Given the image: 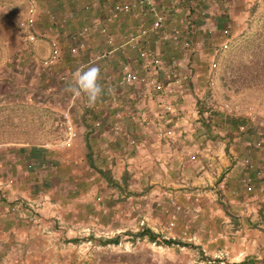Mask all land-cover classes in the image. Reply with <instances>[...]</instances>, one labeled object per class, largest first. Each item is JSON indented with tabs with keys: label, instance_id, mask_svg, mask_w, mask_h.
I'll return each instance as SVG.
<instances>
[{
	"label": "rangeland",
	"instance_id": "374dc122",
	"mask_svg": "<svg viewBox=\"0 0 264 264\" xmlns=\"http://www.w3.org/2000/svg\"><path fill=\"white\" fill-rule=\"evenodd\" d=\"M72 1L35 0V41H29L24 25L28 0H0V145L6 150L23 148L25 167L37 181L31 186L35 195L15 197L13 210L0 206L8 216L19 217L9 231H0V239L5 240L0 264H231L241 260L244 252L255 258V264H264V204H229L218 187L229 171L236 184L230 189L264 194L260 189L264 175L257 173L261 165L264 169V0H214L219 11L211 19L212 27L183 34L199 42L197 51L176 49L169 43L155 48L165 53L163 58H175L177 74L186 75L179 88L182 95L168 97L175 105L168 119L181 116L183 125H169L172 131L163 136L158 132H166L168 127L157 129L160 142L155 145H150L153 140L136 146L123 141L115 144L110 134L102 144L90 143L95 164L109 168L116 185L107 183L79 155L77 138L87 132L81 128L84 124L91 127V138L99 135L102 129L94 123L100 120L94 113L101 108L98 103L110 110L123 103L134 105L128 95L133 87L123 86L122 102L110 95L88 107L83 95L69 90L77 69L100 64L99 58L85 65V57L108 49L116 39L109 32L112 42L105 40L106 46L100 47L101 37L95 35L93 47L88 48L89 41L84 47L89 51L79 47L78 40L69 36L83 22V15H78L83 7L78 4L76 14ZM103 3L109 13L110 4ZM204 4L188 0L182 13L199 9L193 20L205 23L209 13L204 8L209 6ZM71 13L60 26L62 15ZM74 17L77 25L71 22ZM173 27L167 23V30ZM225 27L227 33H223ZM53 37L59 42L60 55L46 67L43 60ZM212 63L215 66L210 69ZM167 71V66H161L157 74L163 77ZM148 91L156 107L155 98L160 101V97ZM196 108L201 114L195 113ZM209 109L246 118L243 128L229 135L213 122L207 130L199 115L207 120ZM65 112L78 135L70 145L60 147ZM162 113L159 107V115ZM106 121L111 126L113 117L107 116ZM129 131L125 130L126 137L132 134ZM169 139L184 141L182 148H176L182 152L179 160L173 155L168 160L161 157ZM101 154L104 158L98 157ZM49 166H55L56 172L46 179L39 171ZM2 196L8 198L5 191ZM142 227L156 232L158 241L128 233ZM115 235L120 236L117 243L103 242ZM163 238L191 242L202 252L176 243L167 245Z\"/></svg>",
	"mask_w": 264,
	"mask_h": 264
},
{
	"label": "crops",
	"instance_id": "0c3cea01",
	"mask_svg": "<svg viewBox=\"0 0 264 264\" xmlns=\"http://www.w3.org/2000/svg\"><path fill=\"white\" fill-rule=\"evenodd\" d=\"M103 1L105 2L107 1L108 4L110 5L114 2V0H82V1L73 0L72 1V5H74L73 8L75 9L76 14H77V10L78 12H80V10L77 9L76 6H78V4L80 5L82 4L81 7H83L81 10L82 13H78V15L82 14L84 19H83V22L78 26V28L82 26L83 24H86V22L91 23L93 20H95L96 17L100 18V16L107 15L106 7H105V5L107 4H104ZM153 1L156 3L158 9L164 11V13L167 15L165 16L168 17V19L166 18L165 29L167 30V23H168L170 27L174 26L173 28H180L181 29L180 31L185 32V33L188 32L186 30V27H191L192 31H197L198 29H210L212 27L211 19L212 17L217 15L219 11V10L217 11V8H214L216 7L214 0H202L204 1L205 4L207 3L209 6L208 8L206 7L204 9L206 12L208 11L209 13L208 16L210 17L206 16V19L208 18V20L205 23L203 21H200V19L198 18H196V21H195L193 19L196 17V15H198L199 9L196 11V13H194V11L191 10L190 16L188 17L191 20V22L187 23L181 20L186 12L182 13L183 10H181L179 7H176L174 9L175 10L174 12H170V13L166 12V8L164 7L163 2L170 1V0H153ZM171 2L177 3L178 0H172ZM59 14H62V12H60ZM175 15L179 17V19H172V16H175ZM176 20L178 22L174 23V21ZM72 21L73 23L76 24L75 17L71 20V22ZM151 22H152V15L150 13H148L142 19H138V17L135 16L134 14H118L114 16L113 21L108 24V32L110 33L112 32V34H114L116 39L113 42V44H110V47L107 45L108 49L102 50V52L105 50L109 51V55H107L108 57L104 58V60L101 58L100 59L101 61L99 62L100 64L97 63L98 64L97 67L100 69V72L104 75L102 78L99 77V82H101V86H102V94L100 97H98L97 102H102L104 98L106 97L109 98L110 95H112V100H115V98H118V100L122 102L124 100L123 99L124 95L121 94L120 91L124 90L125 87L129 89L133 87V90L128 92V95L129 97L132 98L130 101L134 105L128 106L126 103H123V104H120L117 109L115 108L114 110H110L106 106L102 107L101 103H98L97 107H101V108L95 110L94 113L97 115V117L99 116L100 120L95 121L94 123L98 125L96 126L98 129H102V130L99 131V135L97 137L94 136L91 138L88 133L91 127H89V125L87 124H84L82 125L81 128L82 129L87 128L86 130L87 132L81 133L77 138L79 142L78 144L81 145V148L78 147L79 149L78 153L79 155L81 154V157H83L84 160H86L85 154L87 150L86 149L87 141L89 144L90 143L95 144L96 141L99 142V144H102L103 141L104 142L106 141L105 135L110 134V136L113 135L112 138H114L115 144H121V141L129 143V144L131 143V145L133 144L135 145L137 142L138 143L140 142L141 144L143 143L150 144L148 141L153 140V143H151L150 145H155L157 142H160V139L158 138L157 133H156L157 129H159L160 127L167 128L169 127V125H173V124L175 125L178 122L181 123V125H183L184 120L183 118H181V116L179 117L176 116V119L178 118V120L175 119L174 121H173V116H172L168 119V122L166 123L160 120L161 115H159V107H160L159 105L160 103H158L159 99L156 95L157 98L155 99H157L158 102L155 104L156 105L155 107L154 104L151 103V100L152 99L154 100V97L150 98L149 91H148L149 89V90L156 92L154 88L145 87L140 84H135L134 86L128 85V86H125L124 88L116 87L117 86L116 80L120 76V66L123 63L128 62L130 67L138 73L143 74L144 72H146L144 61L140 58L138 51L132 48L131 44L129 43L128 34L136 32L137 27L140 24L142 27L146 29L148 28V32L145 34V37H148V38L151 37L153 35L152 32L149 31ZM69 25L71 26V24H68V26ZM95 35H98L101 37L100 41H98L100 42V47H102V45H105L104 44V41L106 40L105 36L101 32H98V30H94L91 32L89 36L90 38L88 40L89 41L88 44L90 45H88V48L93 47L92 42H93V39L95 38L94 37ZM144 40H146V38L143 39V41ZM165 45L166 44H161V48H165ZM88 48H84L83 50L89 51ZM159 54L164 57L165 53H163V51H161L160 53V50H159ZM87 57H85L87 60L85 65H88L90 62L96 61V60H93V61L88 62ZM103 71H107V73ZM102 74H100V76H102ZM107 78H108V82L106 83ZM160 79L166 80V76H163V77L161 76ZM113 86H115L116 88H113ZM135 87L136 88L140 87L142 89L141 92L136 91L137 92L136 93L134 89ZM143 88H146V89L144 90ZM180 91L179 93H177V95L178 94L182 95V91L181 93ZM156 94L158 93L156 92ZM144 103H147L148 106H146V104ZM153 103L155 102L153 101ZM86 107H88L87 104H86ZM85 111L88 114L91 111V109L88 108ZM195 113H199L198 108H196ZM107 116L113 117V123L111 126L110 125L108 126L107 124V121H106ZM84 119H85V115H84ZM128 119H133L134 123L131 121L129 122ZM85 121L86 123H89L88 119H86ZM172 121L173 123H171ZM185 123H187V121ZM115 128H118V129H115ZM125 130H128V131L131 130L132 134L130 133L131 135H129V137H126ZM130 140L132 142H130ZM169 141H171L169 142L170 145L166 148V152H164L162 154L163 156L161 157L168 160L173 155L172 157H176L175 159L178 158L177 160H179V157H181L182 152L180 150L177 151V149L180 147L181 148L183 147L184 141L179 142L178 140V142H173L174 140H170V139ZM172 149H174L173 151H177V153L172 152ZM23 151H24L23 148H10L6 150L2 148V146L0 145V193L2 191V194H4V191H5L8 194V198L6 199L7 202L13 201L15 197H25L29 195L30 196L35 195V191L34 193H31V188H32L31 186L33 183L37 181H35L33 171H31V169H26L25 167V161L27 159L25 158L26 153ZM79 161H80V158H79ZM261 166L263 167V165ZM262 167L260 168L261 170L257 171V173L259 172V175H264V169H262ZM39 172L40 173L42 172L43 174L41 175L45 176V178L51 174L48 171V169L40 170ZM228 172H225L222 177V180L224 179L225 184H224V181L221 183H218V187L222 189L220 193L227 194V195L225 194V199H227L226 201L229 204H264V194L263 193L259 192L258 194H256L257 192H252L251 195H248L247 193L249 192H246L245 190H242L241 192V191H235L233 187L232 189H230L229 187L236 186V184H234V179L229 178L230 176ZM45 178L41 179L43 181V186H46V183H47ZM38 186L41 187L40 185ZM262 186H260V189H264V186L263 187ZM255 190L257 191L258 187ZM231 191L234 192L235 194L234 196L233 195L230 196L229 193H231ZM241 193L243 195H241ZM46 194L44 196L47 197L48 195ZM46 202L48 201H43L42 204H46ZM0 206L1 208L2 206L5 207V205L1 203H0ZM7 218H8L7 215L3 213L2 210H0V228H3L5 226L6 228L5 232L9 231V228H11L10 223L7 222ZM249 240H251V238H249ZM243 255H246L245 252Z\"/></svg>",
	"mask_w": 264,
	"mask_h": 264
},
{
	"label": "built area",
	"instance_id": "2783aa9c",
	"mask_svg": "<svg viewBox=\"0 0 264 264\" xmlns=\"http://www.w3.org/2000/svg\"><path fill=\"white\" fill-rule=\"evenodd\" d=\"M29 16L25 21V36L29 41H35L34 34V24H35V0H28ZM109 13L103 16L101 19H95L91 23L82 25L74 33L70 34L72 40H78L77 43L79 47H86L88 38L92 31L98 30L101 33H105V39L108 43L112 42V35H109L108 24L113 21L114 16L118 14H134L138 19L144 18L148 13L152 15V22L149 27V31L153 34V39H146L143 41L145 34L148 32V28L142 27L140 24L137 27L136 32L129 34V43L132 48L138 51L140 58L144 61V66L146 67V72L138 73L134 71L128 62L123 63L120 66V76L116 80V85L119 87L140 84L145 87H152L158 93L160 97V107L163 113L161 114V121H168V114L173 112L175 105L168 97H173L177 95L180 91V86L182 84L184 77L177 74V60L175 58L165 59L159 54L158 48L161 43H169L173 46H179L182 49L197 51L199 47L198 41H193L187 36H182L181 31L178 28H173L172 30H166V16L164 11L159 10L156 3L153 0H114V2L109 7ZM71 14L62 15L58 20L59 25H65L67 19L72 17ZM53 21H57L56 19ZM228 29L225 27L223 33H227ZM141 38V39H140ZM109 54L108 50L101 53H96L94 56H90L88 60H98L99 58L106 57ZM60 55V45L57 38L53 37L50 40V51L47 57L43 60V65L49 67ZM151 66H147V64ZM83 65V64H82ZM80 65V66H82ZM167 66L169 71L166 73V80L162 81L160 79L159 67ZM215 66L212 63L210 69ZM158 73V74H157ZM63 78V77H62ZM108 82V78L106 79ZM210 83L213 80L210 79ZM73 94L76 93L73 91ZM64 137L61 139L58 146H68L72 141L77 138V130L73 121L71 120L68 112L64 113ZM243 128V126H241ZM172 130L167 128L166 132L159 131L158 134L163 136L169 134ZM128 136V134H127ZM130 142H132L130 140ZM259 144V143H258Z\"/></svg>",
	"mask_w": 264,
	"mask_h": 264
},
{
	"label": "trees",
	"instance_id": "16d2710c",
	"mask_svg": "<svg viewBox=\"0 0 264 264\" xmlns=\"http://www.w3.org/2000/svg\"><path fill=\"white\" fill-rule=\"evenodd\" d=\"M171 1L172 0L163 2L167 13L174 12L175 11L174 9L176 7H179L182 10V8L186 4L187 0H178L177 3L176 2H171ZM190 13H191V9L188 8V10L186 11V13L184 14V16L182 17L181 20L183 22H187V23L189 22L190 23L191 20L188 18L190 16ZM166 18L168 19V17H166ZM186 30L188 31V32H186L187 34H189V33L193 34V32H194V31L191 30V27H186ZM183 34H184V32H183ZM153 37L154 36L152 35L149 38L153 39ZM145 38L148 39V37H144L143 39H145ZM161 44H167V43H161ZM171 46L173 48H176V49L177 48H179V49L181 48L179 46H173V45H171ZM198 111L201 114V109L200 108L198 109ZM208 111H209V114H208L209 117H207V120H203L202 116L199 115V122H201V124L204 125L207 130L210 129L211 125L214 122L216 126L226 129L227 130L226 133L231 135L233 133V131L238 130L240 128V126H242L244 124V122L246 121V118H243V117H240V116H236V115H232V114H228V113L220 111V110L213 111V110L209 109ZM214 116L216 118H211V117H214ZM176 120H178V118ZM86 149L87 150H86V154L85 155H86L87 164L91 168H93L97 173H99L103 178H105L107 183H109L110 185H114V184L116 185V181L111 176L110 169L109 168H103V167L97 166L95 164L94 157H93L94 148L88 143V141L86 142ZM98 157H103L104 158V156H102V154H101V156H98ZM48 170H49L50 173H52V171H54V173H55L56 172V167L55 166H49ZM34 177L36 178L35 175H34ZM2 195H4V194H2V191H1V193H0V203L5 205L8 210H13V206H14L13 205V201L7 202L6 198H4ZM5 214L8 217L7 218V222L10 223L11 227L18 222L19 217H17V216L16 217H10V216H8L9 213H5ZM5 229L6 228L4 226L3 228H0V231H5ZM9 230H10V228H9ZM128 233H132L133 236H135V237H145L149 241H152V242L158 241L157 240L158 234L156 232H154L153 230H151L150 228H147V227H142V228L138 229L134 233L133 232H128ZM119 238H120L119 235H115L112 238L104 239L103 242L104 243H107V242L117 243ZM4 241L5 240L0 239V247L3 245ZM161 241L163 243L167 244V245H171L173 243H176V244H180V245H183V246L198 248V250L200 252H202L200 246L194 245L191 242H185V241L183 242V241L177 240L175 238H163ZM255 263H256L255 258L252 255L246 254V255H244L242 257L241 260L236 261V262H232L231 264H255Z\"/></svg>",
	"mask_w": 264,
	"mask_h": 264
},
{
	"label": "clouds",
	"instance_id": "9594fccd",
	"mask_svg": "<svg viewBox=\"0 0 264 264\" xmlns=\"http://www.w3.org/2000/svg\"><path fill=\"white\" fill-rule=\"evenodd\" d=\"M100 69L95 65L77 69L74 80L68 85L69 90L86 98L87 106H92L102 94L99 82Z\"/></svg>",
	"mask_w": 264,
	"mask_h": 264
}]
</instances>
